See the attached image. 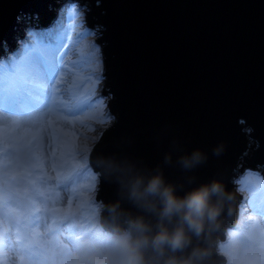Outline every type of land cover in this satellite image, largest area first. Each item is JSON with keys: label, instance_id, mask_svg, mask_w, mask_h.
I'll list each match as a JSON object with an SVG mask.
<instances>
[{"label": "water", "instance_id": "water-1", "mask_svg": "<svg viewBox=\"0 0 264 264\" xmlns=\"http://www.w3.org/2000/svg\"><path fill=\"white\" fill-rule=\"evenodd\" d=\"M57 1L0 0V55L16 47L21 25L48 27ZM75 1L99 28L113 115L88 151L100 225L118 234L123 214L145 215L127 198L135 174L159 171L180 195L216 180L227 194L217 220L177 255L195 264L194 254L207 253L205 264H223L216 244L236 225L242 199L234 178L244 168L264 177V0ZM193 151L206 159L185 171L179 161ZM142 264H156L150 246Z\"/></svg>", "mask_w": 264, "mask_h": 264}, {"label": "rangeland", "instance_id": "rangeland-1", "mask_svg": "<svg viewBox=\"0 0 264 264\" xmlns=\"http://www.w3.org/2000/svg\"><path fill=\"white\" fill-rule=\"evenodd\" d=\"M58 4L54 23L48 30L37 32L24 25L16 47L0 55L1 83V76L11 73L20 61L23 62L21 69L33 64L34 60L25 55L38 51L37 46L51 49L49 58L45 59L51 64L49 69L40 61L37 67L27 71L24 82L18 86V95H12L7 101L0 99V126L6 131L14 129L17 136L28 133L25 139L30 141L45 174H40L39 180L31 179L38 204L31 210V216L12 215L19 211L12 197L16 186L15 182H5L13 188L12 194L6 197L3 194L4 201H0V264H88L96 255L104 259L113 254L115 258L113 240L118 234L100 225V203L95 195L98 176L88 164L93 140L113 117L108 111L110 95L102 90L103 66L99 46L95 43L99 28L86 23L85 5L75 0H62ZM75 76L81 80L76 83L77 88L70 89ZM57 128L68 131L76 141L74 163L64 167L62 174L54 167L58 150L53 131ZM0 155L1 166H9L3 174L16 169L21 171L10 144L0 149ZM234 179H237L234 184L241 191L242 199L238 204L236 225L228 227L223 240L216 244L217 250L225 252L223 264H243L240 255L247 232L254 226L264 231V177L259 171L244 168ZM253 182L254 187H251ZM23 220L26 223H21ZM25 225L29 226L28 231ZM53 226L58 229L57 233L50 232ZM20 227L26 230L21 232ZM23 234L27 238L34 235L35 240H25ZM22 241L23 246L34 245L36 249L21 247ZM91 250L94 252L90 253Z\"/></svg>", "mask_w": 264, "mask_h": 264}, {"label": "clouds", "instance_id": "clouds-1", "mask_svg": "<svg viewBox=\"0 0 264 264\" xmlns=\"http://www.w3.org/2000/svg\"><path fill=\"white\" fill-rule=\"evenodd\" d=\"M205 159L201 152L193 151L179 163L185 171H191ZM165 161L170 162V157ZM127 198L145 215L123 214L126 226L113 240L115 261L108 257L104 264H142L144 250L149 246L156 253V264H188L177 254L193 236H199L206 225L217 220L227 194L218 181L212 180L180 195L176 186L157 171L133 175L127 184ZM146 216L155 218V226Z\"/></svg>", "mask_w": 264, "mask_h": 264}, {"label": "bare ground", "instance_id": "bare-ground-1", "mask_svg": "<svg viewBox=\"0 0 264 264\" xmlns=\"http://www.w3.org/2000/svg\"><path fill=\"white\" fill-rule=\"evenodd\" d=\"M60 2L61 1L58 0L56 2V4H58ZM55 14H56V12H55ZM54 20H55V18H54ZM53 23H54V21L48 27H36L35 29L37 32H43V31L48 30ZM19 28H22V25ZM11 49H14V48H11ZM37 49H38V51L33 50L34 52L32 53L31 56L25 55V57H30V58H32V60H34L33 64H31V65L27 64L26 67L21 69L23 62L20 61L19 65L15 66V68L11 71V73L10 72L5 73V74H3V76H1L3 82L1 81V83H0L1 84V86H0V99L7 101L8 98L11 97L12 95H14V94L18 95L19 90H20L18 86L20 85L21 82H24V78H25L27 71L30 69L32 70L34 67H37V63H39L40 61H42L44 63L45 68H47V69L50 68L51 64L48 63L49 60L45 61V59L49 58V54L51 52V49L43 48V47L39 48L38 46H37ZM25 57H24V59H25ZM8 79H9V81H8ZM72 80L73 81H72V85L70 86V89L77 88L78 86H76V83H79V80H81V79L76 78V76H75ZM84 90H87V88H85ZM75 91L77 92V90H75ZM80 94H82V93H80ZM76 96H77V94H76ZM88 116H90V115H88ZM90 119H91V117H90ZM27 134L28 133L26 132V133H23L22 136H17L16 133L14 132V129L10 130V131H6V128L0 126V149L1 150L6 149V148H8V144H10L11 147L14 148V151L17 154V163L20 165L19 168L21 170L20 172H18L16 169L15 171L12 170V172L9 173L10 175H14L16 177H14V176L11 177L9 174L8 175L3 174L2 171L7 170V168H9V166L8 167H5V165L1 166V162L3 161V159L2 158L0 159V198H1L0 201L1 202L4 201L3 194L5 195V197L10 196L12 194V188L13 187L10 185L11 186V189H10L5 182H11L12 181L11 184H13L15 182L14 185L16 187H15L14 194L12 197L15 198L16 208L19 209V211H15V213L12 214L14 216H22L23 214H26L27 216L32 215L31 210L34 207H36L38 204L36 202L37 199L35 200L36 188L35 187L32 188L33 185H32L31 179L35 178V177L37 178L40 174H44L43 173L44 169L42 170L40 159L37 157V155H35L34 149L30 145L31 144L30 141H29V143H30L29 144L27 142V139H25ZM53 138H54V141L57 143V145H55V146L57 147L56 149L58 150L56 153V156L54 158V167L59 170L58 173L62 174V170L64 169V167H67V166L71 167L72 163H74L73 160L75 159V157H74L75 151L73 152V149L75 147L76 141L74 139L75 137H73L71 134H69L68 131H64L61 128H57L53 131ZM34 148H36V147H34ZM9 149H10V147H9ZM5 152H6V150H5ZM3 156H4V154H3ZM0 157H2V155H0ZM35 179H33V180H35ZM252 181H254V180H251V182ZM34 183H36V182H34ZM37 184H38V182H37ZM40 184L41 183H39V185ZM251 185H252L251 187H254V182ZM80 188H81V186H79L78 189L76 188L77 191H79ZM38 192L40 193V191H38ZM53 216L54 215H52V217ZM8 217H10V216L8 215ZM22 222L26 223L25 220L21 221V223ZM53 223H54V221L52 222V224ZM54 226H55V224H54ZM54 226L52 227V230L50 232L55 233L58 230V229H54ZM57 227H58V225H57ZM28 228H29V226L27 227V230L20 227V230H21V232H22V230L28 231ZM23 233H25V232H23ZM23 235L25 237V240L27 239L30 242L32 239L35 240L34 235H31L29 238H27L28 236L26 234H23ZM36 237H37V235H36ZM24 243L25 242L22 241L20 246L24 247V248H31L33 246L32 249H36V246H34V245H31L30 247H28L29 244H25V246H27V247H25V246H23ZM232 250H230V251H232ZM91 252H94V251L91 250L90 253ZM234 253H235V251L233 250L232 251L233 257L232 258L235 260L236 255H234ZM240 256H241V258H243V264H264V231H261L258 227H255V226L252 229H249V232H247L246 242L242 244V253ZM109 257H112L113 261H115V258H113L114 257L113 254ZM39 259H40V257H39ZM105 259L106 258L103 259V258H100V256L96 255L94 259L89 260L88 264H104Z\"/></svg>", "mask_w": 264, "mask_h": 264}, {"label": "snow or ice", "instance_id": "snow-or-ice-1", "mask_svg": "<svg viewBox=\"0 0 264 264\" xmlns=\"http://www.w3.org/2000/svg\"><path fill=\"white\" fill-rule=\"evenodd\" d=\"M189 246H190V244H188L183 250H186ZM207 255H208L207 253L199 254V255L198 254H194L195 264H205V258L207 257Z\"/></svg>", "mask_w": 264, "mask_h": 264}]
</instances>
